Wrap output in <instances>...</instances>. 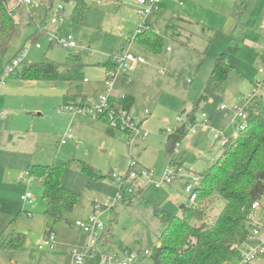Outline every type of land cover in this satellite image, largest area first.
Instances as JSON below:
<instances>
[{"label":"rangeland","instance_id":"rangeland-1","mask_svg":"<svg viewBox=\"0 0 264 264\" xmlns=\"http://www.w3.org/2000/svg\"><path fill=\"white\" fill-rule=\"evenodd\" d=\"M30 1V5L25 0L9 4L18 27L1 59L0 73L31 44L27 63L53 61L63 66L73 51L80 56L84 78L71 83L10 77L0 89V111L6 113L0 120V236L11 231L27 239L24 249H0V264H72L74 253L82 254L88 243L75 224L94 215L114 234L110 243L114 253L123 258L126 250L153 254L167 227L155 217V208L180 216L181 206H190L187 186L192 185L194 191L195 177L204 174L223 151L224 142L215 141L212 131L222 132L226 140L238 137L240 120L233 107L251 112L246 99L264 95V74L260 73L264 67V0H163L148 18L164 40L159 53L147 52L134 42L132 35L141 27L135 0H86L89 8L82 24L72 20L73 3L54 0L46 7L42 0ZM60 5L65 7L64 21L53 25ZM179 18L190 23L179 22ZM55 34L60 39L73 34L77 47L71 50L52 43ZM124 52L146 61L113 80V91L121 98H135L130 117L136 126L145 121L131 135L111 132L102 119L90 114V107H96L109 92L104 64ZM225 52L233 71L217 98L199 104L196 132L181 142L175 162L169 164L167 129L182 126L179 118L187 121L205 95L216 55ZM78 93L85 96L87 106L66 107L65 96ZM204 114L208 129L202 125ZM69 134L74 140L63 145ZM56 160L68 163L63 185L81 197V203L59 223L45 215L43 181L27 175L30 166H50ZM83 164L92 173H86ZM133 164L138 174L145 171L147 175H139L125 196L132 202L126 204L117 201L118 187L112 175L127 176ZM169 169L175 178L164 184ZM27 193L33 195L31 204L21 200ZM261 203L264 206V194ZM225 206L217 194L200 209L212 221ZM263 215L264 207L257 211L258 218ZM49 228L54 229V249L41 251L39 245ZM135 264H154L153 257H141ZM253 264L264 262L258 259Z\"/></svg>","mask_w":264,"mask_h":264},{"label":"trees","instance_id":"trees-1","mask_svg":"<svg viewBox=\"0 0 264 264\" xmlns=\"http://www.w3.org/2000/svg\"><path fill=\"white\" fill-rule=\"evenodd\" d=\"M16 1L18 0H0V62L17 31L18 24L9 7L10 2ZM63 1L74 4L72 20L76 24H82L89 8L87 1ZM42 3L49 7L54 4V0H42ZM133 38L141 49L150 53H159L164 43L163 37L151 28L144 29ZM228 56V52L216 55L205 95L201 97L194 111L187 116V123L168 136L166 156L169 164L175 162L177 144L187 138L189 128L196 124L195 112L199 104L217 98L223 90L233 71V67L227 61ZM15 58L16 56L9 60L7 65ZM261 61L264 63V55H261ZM104 67L116 69L112 61L104 64ZM83 70L80 56L70 51L63 66L53 61L40 64L25 61L15 69L11 78L27 82L73 83L84 78ZM110 104V110L131 112L135 99L131 96L121 100L112 98ZM65 106L84 108L87 106L86 98L81 93L74 96L67 94ZM252 108L246 128L238 137L229 139L223 146L222 155L200 175V183L195 188L196 204L186 206L181 216H175L159 206L155 208V217L166 223L167 227L160 236V247L152 254L154 264H233L236 261L239 246L248 240L254 229L250 220L252 206L255 202L261 201L264 194V95H256L253 98ZM103 121L109 127L108 121L104 119ZM110 131L114 132L112 129ZM67 165V162L56 160L50 166H30L28 172L32 179L43 181L44 200L47 204L45 215L54 223L62 222L66 214L81 203L80 195L63 185L62 178ZM83 170L92 173V168L86 164H83ZM217 194L226 201V206L211 221L206 218L200 207ZM122 202L129 204L132 200H127L124 196ZM53 231V228H49L45 235ZM113 239L114 234L107 228L103 236L104 245L110 248ZM26 244V235L21 233L6 231L0 236V249L3 251H18L24 249Z\"/></svg>","mask_w":264,"mask_h":264},{"label":"built area","instance_id":"built-area-1","mask_svg":"<svg viewBox=\"0 0 264 264\" xmlns=\"http://www.w3.org/2000/svg\"><path fill=\"white\" fill-rule=\"evenodd\" d=\"M163 0H136L137 6L139 8L138 14L141 18V27L136 32L135 35L141 33L144 29L147 28L146 22L149 16L155 11L157 7L162 6ZM174 1V0H168ZM26 4L30 5V0H25ZM65 11V7L60 5L57 10L56 18L52 19L53 25H60L63 23L64 19L62 17V13ZM60 27L58 28V31ZM134 35V36H135ZM134 39V38H133ZM52 43H57L66 49H74L77 47L76 39L73 34H69L67 39H60L58 35L55 34L53 37ZM31 44L27 45L24 51L16 57L10 64L6 65L2 74L0 75V89L6 84L7 80L14 74L15 69L20 66L23 62H25ZM40 49V45L36 46ZM112 63L116 66L115 70H111L108 67H105L107 72V81L106 84L109 87V92L107 96H103L99 99L98 105L96 107H90V114L100 119L107 120L109 123V127L112 130H120L123 133L131 135L137 132L142 125L145 124V121L138 126H136L133 118L130 117V112H126L123 110L116 111V109H111V99L113 98V80L116 78L117 74L121 73L126 75L129 70H134L138 64H145L146 61L144 58L136 57L130 53L124 52L122 56L115 58ZM260 73L264 74V67L260 69ZM87 81V80H86ZM256 96H249L246 101L248 105L253 102V98ZM122 97L121 99H124ZM236 113V118L240 120L238 125V132L244 130L248 124V120L250 117V112L247 109H241L239 106L233 107ZM227 109L226 106H222V110ZM6 117V113L0 111V120ZM207 115H203L202 125L204 128L208 129L207 124ZM179 122L182 123V126L187 123L184 122L181 118L178 119ZM189 128L188 136H191L196 132L195 126ZM177 128L172 129L168 128L167 133L170 135L174 134ZM215 141L224 142L223 146L229 141L224 138V134L220 131L213 130ZM187 136V137H188ZM74 137L69 134L62 141V144H66L68 141L73 140ZM181 144V143H180ZM177 144L176 149L180 146ZM182 172V169L179 170ZM27 175L30 176L28 173ZM140 176H146L147 172L141 171L139 174L136 171V165L130 166V171L127 173V176H118L117 174L112 175L113 180L116 181L118 187V197L117 201L122 200L127 193H131V187L136 186V180ZM31 177V176H30ZM173 172L172 170H168L166 176L163 180L164 184H171L173 182ZM32 179V178H31ZM24 177H20L19 181L22 182ZM200 176L195 177L194 181L197 186L200 183ZM32 182V181H31ZM160 184H157V187H160ZM196 186V187H197ZM138 188H141V183L139 182L137 185ZM141 190V189H140ZM186 193L190 194V204L193 206L195 204L197 194L195 193V189L193 191V186L188 185L186 188ZM21 200L24 202L32 203L33 195L32 193H27L26 195L21 197ZM264 206L261 201L255 202L252 206V212L250 215V220L254 226V229L249 236L248 240L238 248V256L233 264H253L254 261L261 259L264 262V218H258L257 211ZM99 209V207H98ZM75 227L78 228L83 234H85L88 238V243L86 248L84 249L82 254L74 253L72 257V264H90V262H98V264H135L140 260L141 257H147L152 255L151 252L145 251L143 253H134L129 250L125 251V257H121L119 254H116L112 251V249L108 248L104 245L100 247V242L103 241V236L107 230V227L100 221L99 216L94 215L90 217V219L86 222L79 221L75 224ZM101 235V236H100ZM55 243V235L54 231L48 234L42 244L39 245V250L43 251L45 247H49L54 249Z\"/></svg>","mask_w":264,"mask_h":264},{"label":"crops","instance_id":"crops-1","mask_svg":"<svg viewBox=\"0 0 264 264\" xmlns=\"http://www.w3.org/2000/svg\"><path fill=\"white\" fill-rule=\"evenodd\" d=\"M135 1H136V0H135ZM161 10H162V9H161ZM161 10H160V11H161ZM178 21H179V22H184V23H190V22H187V21H185V20H183V19H181V18H179ZM146 25L148 26L147 28H151V29H153L154 31H156L158 34H160L157 30H155L154 28H152V26H151V24H150V20H149V22H148V20H147ZM135 34H136V33H135ZM135 34H133V35H135ZM131 35H132V34H131ZM133 35H132V37H133ZM160 35H161V34H160ZM161 36H162V35H161ZM132 37H131V38H132ZM85 81H86V79H85ZM131 97H132V96H131ZM133 98H134V97H133ZM113 99H116V100H119V99H120V100H121V97H120L119 93H115V92L113 91ZM134 99H135V98H134ZM134 107H135V105H134ZM134 107H133V109H134ZM133 109H132V110H133ZM132 110H131V111H132ZM188 115H189V114H188ZM188 115H187V116H188ZM196 124H197V121H196ZM64 139H65V138H64ZM64 139H63V140H64ZM73 140H74V139H73ZM73 140H70V141H73ZM68 142H69V141H68ZM66 144H67V143H66ZM63 145H65V144H63ZM210 148H211V146H210ZM222 152H223V151H222ZM221 155H222V153H221ZM221 155H220V156H221ZM199 156H202V154L199 153ZM220 156H219V157H220ZM216 161H217V160H216ZM185 207H186L185 205H182V206H181V208H182L183 210H184ZM170 213H171V212H170ZM171 214H173V213H171ZM182 214H183V212H182ZM182 214H181V215H182ZM181 215H180V216H181ZM261 218H264V215H263Z\"/></svg>","mask_w":264,"mask_h":264}]
</instances>
